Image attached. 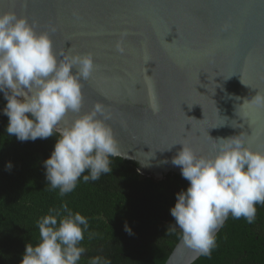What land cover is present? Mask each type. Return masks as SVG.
I'll return each mask as SVG.
<instances>
[{
  "label": "water",
  "instance_id": "water-1",
  "mask_svg": "<svg viewBox=\"0 0 264 264\" xmlns=\"http://www.w3.org/2000/svg\"><path fill=\"white\" fill-rule=\"evenodd\" d=\"M5 11L55 27L54 51L92 54L81 112L105 106L117 157L141 175L181 174L171 163L179 143L210 155L213 140L242 135L264 152V108L245 103L264 92V0H0ZM199 256L180 238L164 264Z\"/></svg>",
  "mask_w": 264,
  "mask_h": 264
},
{
  "label": "clouds",
  "instance_id": "clouds-1",
  "mask_svg": "<svg viewBox=\"0 0 264 264\" xmlns=\"http://www.w3.org/2000/svg\"><path fill=\"white\" fill-rule=\"evenodd\" d=\"M55 31L52 26L38 31L35 21L29 23L12 11L0 13V93L6 101L2 113L8 118L9 136L24 142L56 134L43 167L49 190H58L64 197L81 180L95 182L111 173L110 157L120 151L106 123L111 113L105 106L97 103L81 112V81L92 75V54L54 51L51 34ZM120 35L115 49L123 54L127 33ZM245 103L264 108V92L257 91ZM149 107L158 111L151 95ZM69 112L75 115L70 123L64 119ZM213 141L210 155H198L187 143H179L181 148L171 160L189 186L176 194L170 209L175 223L168 230L178 228L183 246L203 256L211 255L216 247L214 233L229 215L252 224L256 205H264V152L246 146L242 135ZM36 226L39 239L35 245H25L20 264H79L86 252L81 246L85 233L89 240L98 235L89 232L88 219L67 202L50 208ZM126 231L131 230L126 227ZM89 264L111 262L97 255Z\"/></svg>",
  "mask_w": 264,
  "mask_h": 264
},
{
  "label": "trees",
  "instance_id": "trees-1",
  "mask_svg": "<svg viewBox=\"0 0 264 264\" xmlns=\"http://www.w3.org/2000/svg\"><path fill=\"white\" fill-rule=\"evenodd\" d=\"M5 105L0 93V264H20L25 245L39 239L36 221L62 202L88 219L89 232L98 233L91 240L85 233L81 246L86 252L79 264H89L97 255L111 264L165 263L180 239L179 229L168 227L175 223L170 209L176 194L189 186L181 174L155 180L138 173L135 162L110 157L111 173L95 182L81 180L60 197L58 190H49L43 167L56 134L24 142L9 136ZM256 209L252 224L229 215L215 235L211 255H200L192 264H264V205Z\"/></svg>",
  "mask_w": 264,
  "mask_h": 264
}]
</instances>
